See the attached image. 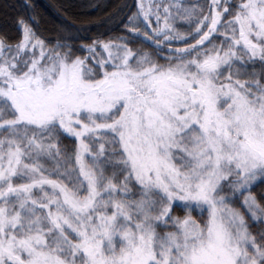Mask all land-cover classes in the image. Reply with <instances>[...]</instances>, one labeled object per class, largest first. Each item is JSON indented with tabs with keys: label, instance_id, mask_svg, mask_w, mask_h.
Masks as SVG:
<instances>
[{
	"label": "snow or ice",
	"instance_id": "6c2138e0",
	"mask_svg": "<svg viewBox=\"0 0 264 264\" xmlns=\"http://www.w3.org/2000/svg\"><path fill=\"white\" fill-rule=\"evenodd\" d=\"M24 7L0 29V264H264V0L55 35Z\"/></svg>",
	"mask_w": 264,
	"mask_h": 264
},
{
	"label": "trees",
	"instance_id": "16d2710c",
	"mask_svg": "<svg viewBox=\"0 0 264 264\" xmlns=\"http://www.w3.org/2000/svg\"><path fill=\"white\" fill-rule=\"evenodd\" d=\"M40 19V28L45 35H55L61 25L69 27H88L104 25L114 16L121 6L132 0H31ZM7 17L18 14L28 15L24 0H0V29L10 25ZM119 21H114L111 28L116 29ZM68 34V33H64ZM10 35H15L10 31ZM260 191V189H257Z\"/></svg>",
	"mask_w": 264,
	"mask_h": 264
}]
</instances>
